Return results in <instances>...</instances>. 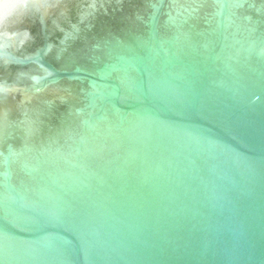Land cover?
Returning a JSON list of instances; mask_svg holds the SVG:
<instances>
[{"label":"water","instance_id":"95a60500","mask_svg":"<svg viewBox=\"0 0 264 264\" xmlns=\"http://www.w3.org/2000/svg\"><path fill=\"white\" fill-rule=\"evenodd\" d=\"M0 264H264V0H0Z\"/></svg>","mask_w":264,"mask_h":264}]
</instances>
